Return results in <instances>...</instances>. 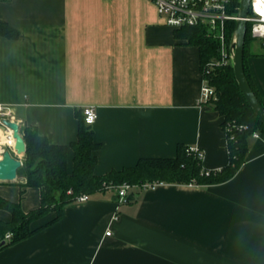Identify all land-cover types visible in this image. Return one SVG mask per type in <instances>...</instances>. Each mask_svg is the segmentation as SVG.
<instances>
[{"label": "crops", "instance_id": "1", "mask_svg": "<svg viewBox=\"0 0 264 264\" xmlns=\"http://www.w3.org/2000/svg\"><path fill=\"white\" fill-rule=\"evenodd\" d=\"M0 21L19 32L0 34V102L66 145L78 137L77 111L93 106L95 174L172 158L178 144L201 148L206 169L228 163L223 118L197 101L198 47L175 37L152 1L0 0ZM246 66L264 103L259 44L247 47ZM73 158L69 148V171ZM24 182L0 181V196L28 212L41 191L21 196ZM133 195L117 204L108 189L66 204L59 220L1 249L0 264H264V134L249 137L244 162L224 182L160 183ZM0 219L11 213L0 210Z\"/></svg>", "mask_w": 264, "mask_h": 264}, {"label": "trees", "instance_id": "2", "mask_svg": "<svg viewBox=\"0 0 264 264\" xmlns=\"http://www.w3.org/2000/svg\"><path fill=\"white\" fill-rule=\"evenodd\" d=\"M239 0L232 1L230 12H237ZM250 12V11H249ZM235 21L226 23V36L230 39ZM0 34L17 38L19 32L6 22L0 21ZM175 37L198 47L200 69L207 84L214 89L215 96L208 103L222 116V126L226 133L228 163L218 169L209 170L202 166V160L187 151V146L178 144L172 158H139L135 165L112 169L103 174H95L98 161L96 151L100 144L94 140L91 125L87 124L84 115L77 111L79 120L78 137L70 145L54 144L48 136L36 127L22 124L21 133L26 143L23 165L18 175L25 182L21 185V196L26 187H38L41 191V204L28 212L23 211L19 202L0 196V210L11 213V219H0V250L33 235L46 225L59 220L66 204L74 202L81 194L93 195L110 188L115 189L123 183L141 184L144 182L187 183L210 185L230 179L244 162L248 152L249 137L253 132L264 134V126L243 98L233 69L229 64L207 67V63L220 58L218 41L207 36L203 25L183 26L177 28ZM253 38L250 35V23L246 24L243 50V67L245 75L259 101L264 103L255 90L246 66L247 47ZM244 126L237 128L238 126ZM74 151L73 168L68 169V150ZM50 212L55 217L48 223L33 227V223ZM11 238L6 239V234Z\"/></svg>", "mask_w": 264, "mask_h": 264}, {"label": "built area", "instance_id": "3", "mask_svg": "<svg viewBox=\"0 0 264 264\" xmlns=\"http://www.w3.org/2000/svg\"><path fill=\"white\" fill-rule=\"evenodd\" d=\"M154 3L157 13L163 18L165 24L180 28L183 26L203 25L207 36H211L218 41L220 49V58L215 62L207 63L208 68L215 65H227L230 63V54L228 51L229 40L226 36V23L235 21L236 13L230 12L233 0H150ZM238 8V7H237ZM248 15L246 22L250 23V35L253 39L259 42V45L264 50V0H260L259 8L257 0H250ZM215 96L213 87L209 86L204 79L198 103H208ZM85 122L92 125L97 119V112L93 106H87L83 110ZM16 121L22 125V120L18 118L13 105L0 102V125L5 126V130L0 128V146L1 154L5 149L14 151L16 139L14 131L8 127L4 121ZM240 125L237 128H242ZM231 126L225 128V133L229 132ZM252 136L258 137L257 132H253ZM3 139V143H2ZM227 140V138H226ZM227 142V141H226ZM187 151L193 153L199 159H203L204 152L198 146H187ZM23 159V157H21ZM161 182H144L141 184L123 183L113 189L117 193V204L124 201L125 197L136 189H153ZM88 195L81 194L76 197L75 201H86ZM118 208V205H117ZM117 218V214L114 215ZM107 231L106 234H110ZM11 238V233L6 234V239Z\"/></svg>", "mask_w": 264, "mask_h": 264}, {"label": "water", "instance_id": "4", "mask_svg": "<svg viewBox=\"0 0 264 264\" xmlns=\"http://www.w3.org/2000/svg\"><path fill=\"white\" fill-rule=\"evenodd\" d=\"M249 6L250 0H239L234 27L229 39L228 51L230 54V65L233 69L238 88L248 106L253 110L264 126V106L250 86L243 67L244 39L247 24L246 17L249 12ZM4 123L14 131L13 135L16 139L14 151L18 157L9 149L3 151L0 157V181L12 182L17 180L19 176L18 170L23 165V159L21 157H23L26 152V143L21 133V124L9 120H5ZM0 128L3 130L6 129L3 125H0ZM135 198L136 196L129 193L124 201H130Z\"/></svg>", "mask_w": 264, "mask_h": 264}, {"label": "rangeland", "instance_id": "5", "mask_svg": "<svg viewBox=\"0 0 264 264\" xmlns=\"http://www.w3.org/2000/svg\"><path fill=\"white\" fill-rule=\"evenodd\" d=\"M251 44H252V47H253V46H255V45H258L259 42H258L257 40H255V39H253V40L251 41ZM216 61H217V60H216Z\"/></svg>", "mask_w": 264, "mask_h": 264}, {"label": "snow or ice", "instance_id": "6", "mask_svg": "<svg viewBox=\"0 0 264 264\" xmlns=\"http://www.w3.org/2000/svg\"><path fill=\"white\" fill-rule=\"evenodd\" d=\"M260 0H257V7L259 8Z\"/></svg>", "mask_w": 264, "mask_h": 264}, {"label": "bare ground", "instance_id": "7", "mask_svg": "<svg viewBox=\"0 0 264 264\" xmlns=\"http://www.w3.org/2000/svg\"><path fill=\"white\" fill-rule=\"evenodd\" d=\"M2 143H3V139H2ZM0 157H1V146H0Z\"/></svg>", "mask_w": 264, "mask_h": 264}]
</instances>
